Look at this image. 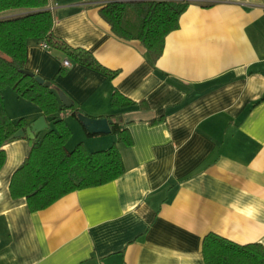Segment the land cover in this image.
I'll use <instances>...</instances> for the list:
<instances>
[{"label": "crops", "instance_id": "crops-1", "mask_svg": "<svg viewBox=\"0 0 264 264\" xmlns=\"http://www.w3.org/2000/svg\"><path fill=\"white\" fill-rule=\"evenodd\" d=\"M106 2L48 0L47 8L53 35L113 77L33 40L23 69L79 112L112 116L129 144L114 133L87 136L66 113L65 147L116 143L125 171L32 211L10 193L31 146L10 139L0 166V264H205L207 235L264 246V0H190L154 64L138 40L112 33L99 13ZM13 93L3 100L13 122L43 115Z\"/></svg>", "mask_w": 264, "mask_h": 264}, {"label": "trees", "instance_id": "trees-1", "mask_svg": "<svg viewBox=\"0 0 264 264\" xmlns=\"http://www.w3.org/2000/svg\"><path fill=\"white\" fill-rule=\"evenodd\" d=\"M189 4L190 0H108L99 13L116 37L138 40L154 64L162 54L166 35L178 28L179 17ZM47 5L48 0H0V166L5 158L4 144L14 132L26 127L23 119L13 122L9 118L3 103L6 88L38 106L46 119L53 122V127L41 137L37 135L10 182L11 195L24 197L32 211L44 209L72 191L108 183L125 171L116 143L108 149L88 152L80 142L67 150L65 144L71 131L63 117L70 113L78 121L79 111L74 106L65 108L52 85L39 84L22 71L27 44L33 40L109 77L117 73L98 64L90 52L71 48L56 38L52 33L54 16ZM12 10L21 12L3 15ZM111 102L118 104L116 94ZM111 133L117 136L116 142L130 143L128 134L115 121L111 123ZM202 254L205 264H264V246L239 245L216 235L204 238Z\"/></svg>", "mask_w": 264, "mask_h": 264}, {"label": "water", "instance_id": "water-1", "mask_svg": "<svg viewBox=\"0 0 264 264\" xmlns=\"http://www.w3.org/2000/svg\"><path fill=\"white\" fill-rule=\"evenodd\" d=\"M123 1H133V0H123ZM28 76L34 77L35 81L39 84H43L46 87H50V81L44 80L42 77L36 75L34 72L23 69L22 70ZM57 97L61 104L65 108H70L73 106V101L61 90L56 89ZM77 119L81 123V126L92 135L95 134H110L111 133V123L107 117L93 118L84 113L78 112ZM49 128V125L45 119L44 115L39 116L33 122L29 123L24 129L20 128L14 132L10 139L15 138H27L28 144L31 146L33 139L39 132L45 131Z\"/></svg>", "mask_w": 264, "mask_h": 264}, {"label": "rangeland", "instance_id": "rangeland-1", "mask_svg": "<svg viewBox=\"0 0 264 264\" xmlns=\"http://www.w3.org/2000/svg\"><path fill=\"white\" fill-rule=\"evenodd\" d=\"M7 90H10L11 92H13L12 91V89H10V88H6L5 90H4V92H3V97H7ZM13 94H15V93H13ZM14 96H17L16 94L14 95ZM6 99V98H5ZM4 100V99H3ZM117 137V136H116Z\"/></svg>", "mask_w": 264, "mask_h": 264}, {"label": "built area", "instance_id": "built-area-1", "mask_svg": "<svg viewBox=\"0 0 264 264\" xmlns=\"http://www.w3.org/2000/svg\"><path fill=\"white\" fill-rule=\"evenodd\" d=\"M42 47L44 48H48L47 45L45 43H41ZM67 64V62H65Z\"/></svg>", "mask_w": 264, "mask_h": 264}]
</instances>
